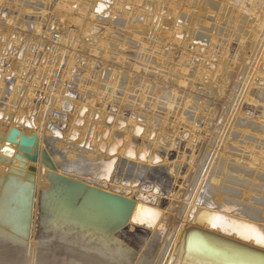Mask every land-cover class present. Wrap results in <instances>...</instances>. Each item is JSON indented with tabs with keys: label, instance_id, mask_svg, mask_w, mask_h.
Wrapping results in <instances>:
<instances>
[{
	"label": "bare ground",
	"instance_id": "1",
	"mask_svg": "<svg viewBox=\"0 0 264 264\" xmlns=\"http://www.w3.org/2000/svg\"><path fill=\"white\" fill-rule=\"evenodd\" d=\"M59 1L11 0V3L7 4L8 0H0V8L9 7L10 12L13 13L9 19L5 18L7 15L3 16L4 12L0 14V56L4 58L6 52L12 51V55L14 52H17L15 65H12L14 59H8L7 64H11L12 67L9 68L10 70L6 75V72L3 73L2 65H0V88H2L0 97L5 94L8 95L6 104L9 106H7L8 108L6 107L7 110L0 111L4 113V117L5 115L10 117L9 121L0 120V155H3L2 153L6 149L7 142L20 144L23 137L29 138L30 141L29 147L23 145L22 149L13 148L12 146L8 147L7 149L12 150L14 154L10 158L8 156L5 157V160L0 162V181L2 175L6 177L0 186V194L2 196V198L0 196V201L6 202L5 207H2L0 212V223L3 225H0V264H80V262L81 264H124L125 262L128 264H264V254L255 251L260 248L259 250L264 252V247H261L258 243L259 236L264 232V169H260V164L257 167L255 166L256 168H253V164L251 163L252 165H250V162L242 161V163H239V159L235 160L236 155L234 156L232 153V149L237 146L229 143L232 136L241 132L252 136L251 139H259L264 144V136H253V134H250V131L253 132V130L264 133V122L261 124L258 123V126H255L257 123L254 126L252 124L251 129L253 130L244 131L243 128L249 126V122H243L245 119L240 117L242 115L240 113V99L244 98V96L247 99L251 97L252 91L249 87L250 85H254L252 83L253 80L250 82V79H248L247 84L242 87L241 93L236 97L235 103H233L232 112L229 115L232 116V119L231 117L228 118L231 121L228 124L229 127L231 126L229 134L226 136L229 127L225 128L218 140V148L214 150L209 147V153H213L212 158L205 171H203L204 176L199 180L200 182L196 187V191H193V188L196 185L198 174L192 179V182L187 186L185 192H183L184 187L181 185L179 190L172 188L167 193V197H164L163 194L156 196L155 199L158 202L149 204L147 200H140L132 195L138 192V190L134 187L132 188L131 185L127 187H123L124 185L121 186L126 174H122L120 186L113 188L107 184L110 183V180L102 182L101 177L96 175L99 166L95 167V162L98 160L109 162L114 158L115 161L117 160L119 162L120 159L125 158L124 162L128 167L127 170L133 172V180H135V177L140 172L146 174L148 170L154 173L158 169L156 164L159 163L158 161L160 159L156 150L151 149L152 151L145 158V161L142 159L147 151L146 140L151 139V137L154 139L155 136H152L153 133L157 134V143L155 144L153 142L156 149L162 141H164V144L171 141V147H174L176 144L175 137H179V135H181V138H178L179 141L186 136H190L192 139L198 138L197 142L199 143L201 135H196L199 128L195 124L199 119L207 120L210 115L208 116L207 114L209 113L206 114L205 112L209 109L206 105V97L199 100L194 96L197 95L200 86L206 90H210L217 84L216 81H213L214 79L208 81L204 78L205 76L210 78L214 75L210 69L212 65H215L212 59L216 58L220 63L223 62L219 66L220 68L228 66H230L228 67L229 70L238 68L237 77L244 75V71L247 70L252 72L253 79L256 76L264 77V72L259 71V68L264 69V40L263 42L258 40L260 38L259 35L263 33L260 29L264 28V0H245L246 2L242 3L239 8L232 0H202L198 8L205 5L217 9V12L213 11L212 13L215 15L212 18L214 28L212 29L209 23L201 28L202 31H207L208 33H212V35L203 33L202 31L198 32L195 29L198 26L196 21L195 23H190V26L193 28L191 27L188 33L185 25H181L178 22L175 23L177 20L175 18L181 14L182 8L180 5L186 4L187 7L191 8L195 6L193 0H125L123 4L121 0H71L67 1V5L73 8L75 13L78 14L77 17L69 21L70 26L64 20L62 28H59L60 32H52L51 29H44L43 24L46 17H48V13L52 10L51 7L53 4ZM113 2L115 5L109 8ZM127 6H132L133 9L130 12L125 11V15L129 17L134 14V17H132L133 20H130V23L126 22L128 24H125L126 26L132 24L131 30L127 31L126 35H131L139 39L146 37L147 41L149 39L161 41L163 40L162 36L166 37L165 46L156 47L158 53H148L147 49H143L138 54L139 57L143 58L145 63L148 62L145 70L137 68L133 72L134 74H132L133 79L139 77L141 80L139 92L142 98H140V101L144 102L149 100L157 106L158 104H166V107H168V117L170 115L177 116L180 112L181 116L177 122L181 123L169 125L163 117L160 118L161 120L158 118L155 119V111L152 112L153 115H146L147 113L145 114L142 111L141 106L138 107V104H134L132 108L136 111V115L135 117H126L128 123L125 127L129 133L125 132L127 138L120 141L118 140L117 134L113 131L121 128L119 132H122L124 129L121 123L122 119L120 118L125 115L124 108L129 105V102L125 99L121 102V105L119 104V111L118 113L116 112V116L114 115L115 119H113L114 125L112 127L107 123L112 114L110 113V116L105 115V117L104 113L105 110L109 111L115 106L112 101L115 95L113 93H115V89L123 87V81H126V76L130 75L126 70L123 68L119 70L120 68H118L117 71L109 72L108 76H110V79L105 89L110 91V86H113V93L106 94L105 90L99 91L104 69L100 72L96 71L94 75L92 74V82H88V76H84L81 78L82 83H78V91L81 97L85 99L88 94H94L93 97L80 102L79 98L78 101H74L75 97L68 94L67 98L65 95L70 91L68 90L69 86L76 83L74 82L76 78L73 75L76 68L82 69L84 67L87 68L88 72L90 71L92 73L95 69L94 66L101 64L107 58V54H104L102 61L98 59L100 54L108 52L109 45L117 46L122 44L120 43V38L118 39L119 42H117L108 36L107 39L110 38L105 43V46H97L96 41L99 40V36L95 34L103 26L109 25L111 27L113 17L117 15L119 10L124 11ZM234 7L239 9L238 14L235 13ZM245 9H248V13H250V18L247 17V20L243 18V11ZM167 11H169L168 14H166ZM52 12H54L55 18L57 19V13L54 10ZM111 12V19L107 22L105 16ZM259 15L262 16L259 18ZM143 16L144 18L147 17L148 21H141L142 24L136 23L134 19L137 18L138 20ZM122 17L124 19V16ZM255 17L259 18L260 23H258V26L252 25L250 20L251 18L254 20ZM5 21L7 24L3 25L2 22ZM12 21H14V24ZM31 25H33L34 29H32ZM162 25H164L163 32L160 29ZM55 26L56 29L58 26ZM70 27L74 28V32L70 31ZM228 27H231V32L227 36L228 38L224 39V36L221 39L218 38L217 36L223 33V31L227 32ZM18 28H20V31L16 32ZM27 30H30V32L27 33ZM56 33L59 35V40L53 43L52 36ZM140 33L143 36H140ZM22 34H24L23 37L21 36ZM106 34L109 35V33ZM173 34L179 38V41L183 40L184 37H188L187 39L189 40H185L182 44H177L181 46V51L170 49L169 53H165L164 48L170 44L175 45L177 42L176 40H173L175 44L170 42V37ZM126 35H120L124 38L123 47H126V43L130 41V38ZM112 36H114V32ZM197 38L199 40L211 38L213 46L204 51V53L211 54L207 58L205 66L197 64L195 67V71L196 69L197 71L194 73L190 72L194 68H185V66L187 65L189 67L193 65V63L189 64L188 61H194L197 58L190 50L189 52L187 51V46H192L189 43L198 40ZM253 38H255V41ZM240 39L241 42H238L236 45L235 60L229 61L228 51L232 46V42ZM218 41L227 42L228 47L224 50V48L218 46V48L216 47L217 53L212 52L215 43H218ZM201 47L194 48V51L200 52ZM44 48L46 51L43 50ZM25 49L27 50L26 53L23 51ZM78 49H80V52H77ZM222 50L226 52L222 53ZM88 51L95 54L97 58L89 56L88 60L90 61L87 62L86 53ZM50 53L54 54L53 66H37L35 77H40L37 80L36 77L32 82L33 84L39 85L42 81H48L46 88H42V90H45V99L42 102L41 111L39 110L38 118L35 122L34 117L29 119L32 117V114L27 118H23V114H29L33 111L37 102L33 101L35 103L34 106L32 104L30 105L31 98L27 100L28 98L25 97L24 107L16 108V100L21 94L20 88H22L21 86L24 83L19 82V85H16L13 91L11 90L12 93H9L5 90L7 84H5V78L15 75L16 77L17 75L21 76L22 72L30 74L29 72L34 68L36 59L42 55V64V60L48 58ZM68 53H70V57H68V77L65 78L63 75L65 79L62 81L66 85L60 87L58 92L51 93L49 91L53 87L52 82H54L55 75L58 73ZM12 55L8 56V58H12ZM154 55L155 60L153 58ZM58 58L61 61L59 64H55ZM153 60L155 63H153ZM152 63L157 64L156 67L152 66L153 68H151ZM171 63L174 66L171 68V71L166 73L167 66ZM118 65H120V62ZM41 68H43V71H41ZM20 69L22 70L20 71ZM149 70L155 72L151 73ZM229 70L228 72L230 73ZM143 71L145 72V76L140 75ZM97 73L98 76L100 75L99 77L96 76ZM191 73L194 74L192 80L188 77ZM229 73L227 74V78L222 79L224 81L222 83L223 87L221 86L220 89L218 88V91L213 93V96L219 97V100L222 97L224 98L227 84L230 85L231 78ZM44 74L45 78H42ZM166 74L170 75V79L162 81ZM221 74L222 72H220ZM147 75L150 77L155 75L157 79H151ZM220 75L215 74V77L222 78ZM114 76L116 80L113 83V79L111 78ZM261 79L264 78H260L258 81L263 82L264 80ZM202 80L203 83L201 82ZM168 81L171 84H168ZM96 82L99 83L97 88L93 86ZM133 84H130L127 92L131 90ZM196 85L198 86L196 87ZM232 85L234 86L235 84L233 83ZM163 92L166 96L162 95ZM72 93L76 94L75 92ZM261 94L258 98H260V102L263 101L264 103V93ZM32 95V98H34L36 93ZM179 95L185 101L182 110L181 101L178 105L176 104V99ZM235 96L234 88L231 87L222 103L221 115L226 111L229 103H231ZM64 100L69 102V106L72 105L74 107V114L69 116L71 119V127L67 133V137L65 138V133H63L61 136L65 140L60 142L59 138L55 137L56 129L51 128L49 131L46 128L51 116L61 107H64ZM114 101L116 103L117 99ZM58 102L61 104L60 106ZM109 103L110 105L107 107ZM219 105V101L214 102L215 108ZM153 107L157 109L156 106ZM60 112L57 113L58 118L61 115ZM18 114L21 116L16 117ZM189 115L191 117L187 118ZM243 115L247 117L245 114ZM212 116L213 114L211 115V119ZM141 119L142 121H140ZM145 119L146 125H142L141 123ZM190 120H193L194 125L189 123ZM219 121L220 117L216 127L220 125ZM53 122H55V119ZM98 123H102L104 126L99 127L100 124ZM158 123L160 125L159 128H157ZM25 124L31 128L26 127ZM41 124H45V127L40 134H37L34 128ZM83 125L85 128L83 130L79 129ZM87 128L88 132L85 137ZM200 130L201 132L207 130V124ZM12 131H17V136L14 140H11ZM214 133L213 131L212 134ZM104 135L106 136L104 137ZM118 135L122 137V133H118ZM72 136H78L79 144H76L77 141L75 142V140L70 139ZM167 137L171 139L168 141L165 140ZM137 138H141L143 142L139 148L134 145L136 143L135 139ZM224 138L226 139L223 140ZM89 140L90 146L86 144ZM92 140H95V142H92ZM53 143H55L54 147L51 146ZM198 143L192 146V165L196 162V156L201 150L197 148ZM241 143L238 141V145ZM68 145L77 147L79 152L75 150L72 154H68L67 151L61 150H68ZM188 145H191V143ZM222 149L224 150L223 153L221 152ZM16 153L24 156L25 161L20 162L16 160ZM250 154L252 153L250 152ZM246 156L248 155L243 154L241 159H245ZM202 161L204 162L205 160ZM118 162L116 166L114 164H107L108 166H105V172L111 173L113 170L116 172L118 170ZM42 167L45 168V171L42 170ZM197 167L201 168L202 166ZM190 168L192 167L190 166ZM181 170V166H175L170 171L171 174H180L179 172ZM212 170L214 172H211ZM188 172H190V169ZM211 173L213 179L210 180L209 176ZM8 174L14 177L20 174L22 175L20 177L24 178V180L33 178L35 185L30 222H26L25 213L23 214L24 217L21 218L19 213L15 212L16 208L11 209L14 204L17 209H23V206H21L23 203L21 197L25 196L27 191L23 184L25 181H16L14 177L10 178ZM128 183L131 184L132 182ZM208 187H211L213 190L212 193L216 194V196L212 195L215 197L214 199L212 197L209 198ZM90 188H95V191L87 197L82 207L75 206V212L77 213H75L76 216L74 218L59 213L56 208L50 205L53 202L52 200H57L61 196V193H64V200L67 206L70 204L77 205L85 197L86 192ZM101 193L121 196L132 201L133 204L129 210V214L128 211H119L116 209ZM241 198L242 200H240ZM178 202L180 205H177ZM38 206H41L46 211L48 209L51 210L56 216L48 213L46 216L48 220H42L39 225L37 223L38 214L41 212L38 211ZM238 206H241L242 209ZM26 207L24 206V209ZM187 207L188 210L184 212ZM175 209H177L176 212H174ZM131 220L132 222H130ZM138 221H143V223ZM26 223L28 224L27 229ZM39 226L43 227V234H41L42 230L38 228ZM117 232L120 233L117 235L121 240L128 241L137 250V257L134 262L130 263V251L128 248H124L120 240H118ZM148 232L150 233L147 239L150 240L152 245L158 246V250L155 252L156 255L152 258L147 254L141 257L140 247L143 246V240ZM212 236L230 238L232 241L242 242V244H246L250 248L246 250L226 245L214 240L211 238ZM76 248L82 250L79 251ZM73 254H77L80 260H78L76 255L74 257Z\"/></svg>",
	"mask_w": 264,
	"mask_h": 264
},
{
	"label": "rangeland",
	"instance_id": "2",
	"mask_svg": "<svg viewBox=\"0 0 264 264\" xmlns=\"http://www.w3.org/2000/svg\"><path fill=\"white\" fill-rule=\"evenodd\" d=\"M15 1V0H14ZM67 1H71V0H60L59 2H55L54 4H53V6L51 7V9L52 10H54L56 13H57V19L55 18V14H54V12H52V10L48 13V17H46V19H45V22H44V24H43V26H44V29H46V30H49V29H51L52 30V32H55V31H57V32H60V29L59 28H62V26H63V22H64V20H66V22H67V24L70 26L71 24H69V21L72 19V18H75V17H77V13H75V11L73 10V8H70L68 5H67ZM223 1V0H222ZM125 2V0H121V3L123 4ZM201 2H202V0H193V3H194V5L195 6H193V7H191V8H189V7H187L186 6V4H182V5H180V7L182 8L181 9V14H180V16H178V17H176L175 19H177L176 21H175V23H180L181 25H185V29L187 30V33H188V30L190 29L191 30V27L192 26H190V23H195V21H196V24L198 25L195 29L198 31V32H200V31H202V26H205V24H207V23H209L210 24V26H211V28L213 29L214 28V22H213V17L215 16V15H213L212 13H213V11L214 12H217V9H214V8H210L209 6H205V5H203L201 8H198V7H200V4H201ZM232 2H235V4L237 5V7L239 8V7H241V4L242 3H244V2H246L245 0H232ZM11 3V0H8V3L7 4H10ZM115 5V3L113 2L112 4H110V6H109V8H111V6H114ZM186 7V8H185ZM235 8L234 7V11H235V13L236 14H238L239 13V9L238 8ZM133 9V7L132 6H127L126 8H125V10L123 11H121V10H119L118 11V13H117V15H115L114 17H113V26L111 25V27L109 26V25H106V26H103L102 28H100V29H98L97 30V33L95 34V35H97V36H99V40H100V42H99V40H97L96 41V45L98 46V45H104L105 46V43L106 42H108V40H109V38L111 37V39H114L115 41H117V42H119V40L121 41L120 43H122V44H120V45H109V49H108V52H106V53H102V54H100V56L98 57V59L100 60V61H102L103 59H104V54H107V62H106V59H105V61H103L101 64H96L95 66H94V70H93V72L91 73L90 71L88 72V70H87V68H82V69H78V68H76L75 70H74V73H73V75L75 76V80H74V82H76V83H74V85H70L69 86V89L68 90H70V91H68L67 93H66V97L68 96V94L70 93V92H75L76 94V96H75V100L74 101H78L79 99V101L81 102H83V100H88V99H90L91 97H93L94 96V94H88L87 96H86V98L84 99L83 97H81V94H80V92L78 91L79 90V87H78V83L80 84V82L82 81V79L81 78H83L84 76H88V78H87V81L88 82H92V80H93V78H92V74L94 75V73H96V71L97 72H100L101 70H104V73H103V75L101 76L102 78H101V83H100V88H99V91H106V94H109V93H113V86H110V91H107L105 88H106V86H107V83H108V80L110 79V76H108V74H109V72H111V71H117L118 70V68H120L119 70H121L122 68L124 69V70H126L127 72H128V74H130V75H128V76H126V81H123V84H122V86L123 87H121V88H117V89H115L114 90V92L115 93H113V94H115L114 95V99H112V101L114 102L113 104H115V106L114 107H112V109H110L109 111L108 110H105V113H104V116L106 115V116H108L110 113L112 114L111 116H113L114 117V119H115V116L117 115L116 114V112L118 113V111H119V106L121 105V102H123V100H125V99H127V102H129V105L126 107V108H124V116L123 117H121L120 119H122V121H121V123H122V126L124 127V129L122 130V132H119V129L121 130V128H118V129H115L113 132H115L116 134H117V136H118V138L120 139V140H124L125 138H127V136H126V134H125V132H128L127 131V128L125 127V126H127V123H128V121L126 120L127 118H130L129 116H131V117H135V115H136V111H134V109L132 108L133 106H134V104H138L137 106L139 107V106H141L140 108L142 109V111L146 114V115H153L152 114V112L153 111H155V114H154V117H155V119H159V120H161L160 118H165L166 120H167V123L169 124V125H171V124H174V125H176L177 123H181V122H177V120L178 119H180V116H181V113L179 112L178 113V115L177 116H174V115H170L169 117H168V107H166V104H158V106L157 105H154V104H152L149 100H146V101H144V102H141L140 101V98H142V96L140 95V92H139V90H140V78L139 77H135L134 79L132 78L133 77V75L132 74H134L133 72H135V70L137 69V68H139V69H142V70H145V68H146V66L148 65V62H146L145 63V61H143V58L142 57H139V55L138 54H140V52H142L143 51V49H147V52L148 53H158V51H157V49H156V47L158 46H165V44H166V37L164 36H162V39L163 40H161V41H156L155 39H149L148 41L146 40V37H143L142 39H139V38H136V37H133V36H131V35H126L127 34V31H130L131 30V28H132V24L131 25H125V24H128V23H130V20H133V18L132 17H134V14H132L131 16H129L128 17V15H125L126 13H125V11H131ZM206 9V10H205ZM210 9V10H209ZM0 14L1 13H3V16L5 15H7L5 18L6 19H9V17H11V15H13V13L12 12H10V10H9V7L7 8V7H1L0 8ZM72 10V11H71ZM212 10V11H211ZM9 11V12H8ZM73 11H74V14H73ZM183 11V12H182ZM209 11V12H208ZM108 12V11H107ZM191 12V13H190ZM197 12V13H196ZM169 13V11H167L166 12V14H168ZM199 13V14H198ZM190 14V15H189ZM207 15V16H206ZM211 15H213V16H211ZM111 16H112V12L111 13H109V15L107 14L106 16H105V18H106V20H107V22H108V20H110L111 19ZM122 16H124V19H123V17ZM250 16V13H248V9H245L244 11H243V18L244 19H248V18H250L249 17ZM262 15H259V18L261 17ZM248 17V18H247ZM257 20H256V19ZM254 18V20L251 18L250 20H251V22H252V25H256V26H258L259 24L258 23H260L259 22V18L258 17H255ZM134 20H136V23H138V24H142L141 23V21H144V20H146V21H148V18L147 17H145L144 18V16L143 17H140L138 20H137V18H135ZM208 20V21H207ZM7 21V20H6ZM2 22V24L3 25H5V24H7V22ZM201 21V22H200ZM126 22H128V23H126ZM12 23L14 24V21H12ZM20 24V23H19ZM30 24V23H29ZM21 25V24H20ZM55 25H57L58 27L55 29ZM125 25V26H124ZM52 26V27H51ZM163 26L164 25H162L161 26V32H163ZM213 26V27H212ZM31 27H32V29H34L33 28V25H31ZM51 27V28H50ZM188 28V29H187ZM193 28V27H192ZM55 29V30H54ZM70 31L71 32H74V28H72V27H70ZM111 29V30H110ZM128 29V30H127ZM228 30H227V32H224L223 31V33H221L220 35H218L217 37L218 38H220L221 39V37H223L224 39H226V38H228L227 36H229V34H230V32H231V27H228L227 28ZM259 29V28H258ZM18 31H16V32H19L20 31V28H18L17 29ZM113 30V31H112ZM184 30V29H183ZM260 31H262L263 33H262V35H259L260 36V38H258V40L261 42H263V40H264V28H262V29H260ZM30 32V30H27V33H29ZM114 32V36H112V33ZM160 32V33H161ZM203 33H207V34H210V35H212V33H208L207 31H202ZM106 33H109V35L108 34H106ZM116 33V34H115ZM118 33V34H117ZM123 35V36H128L130 39V41L129 42H127L126 43V47L124 46L123 47V43H124V41H123V39L124 38H122V36H120V35ZM228 34V35H227ZM101 35H103V36H101ZM105 35V36H104ZM107 35V36H106ZM151 35H152V33H151ZM185 35V34H184ZM214 35V34H213ZM22 37L24 36V34H22L21 35ZM101 36V37H100ZM108 36H110L108 39H107V37ZM131 36V37H130ZM140 36H143V34L142 33H140ZM205 37V36H204ZM262 37V38H261ZM52 38H53V43L55 42H57L58 40H59V35L56 33L55 35H53L52 36ZM74 38H76V37H74ZM120 38V39H119ZM188 38V37H187ZM186 37H184V39L183 40H180L179 41V38L178 37H176L174 34H173V36H171L170 37V42L171 43H174L175 44V42L173 41V40H176L177 42H176V44L175 45H172V44H170L168 47H166V48H164L165 49V53H169L170 52V49H174V50H178V51H181V46H178L179 44H182L183 42H185V40H189V39H187ZM199 38H200V36H199ZM28 39V38H27ZM55 39V40H54ZM119 39V40H118ZM198 39V38H197ZM223 39V40H224ZM255 38H253V40H254ZM165 40V41H164ZM258 40H256V41H258ZM255 41V40H254ZM2 42H4V40H2ZM238 42H241V39L240 40H238V41H233L232 42V46L230 47V50L228 51V59H229V61H232V60H235V51H236V45L238 44ZM178 44V45H177ZM189 44H192V46H190V45H188L187 47H188V52H189V50H190V52L192 53V54H194L195 55V57H197L194 61L193 60H189L188 61V63L190 64V63H193V65H190L189 67H187V65L185 66V68H194V69H190L191 71L190 72H196L197 71V69H196V71H195V67L197 66V64L198 65H203V66H205V64L207 63V58H209L210 56H211V54L210 53H204V51H206L205 49H210L212 46H213V44L211 43V38H205L204 40H196V41H194L193 43H189ZM113 46H115V47H113ZM199 46H202L201 47V51L200 52H196V51H194V48H196V47H199ZM218 46H220V47H222V48H224V50L226 49V47H228V43L227 42H225V41H223V42H221V41H218V43H215V45H214V49L212 50V52H215V53H217V48H218ZM217 47V48H216ZM70 48H72L71 46H70ZM111 49V50H110ZM44 51H46V49L44 48L43 49ZM25 53L27 52V50L25 49V50H23ZM111 51V52H110ZM151 51V52H150ZM77 52H80V49H78L77 50ZM224 52H226V51H223L222 50V53H224ZM12 53V51L11 52H6L5 53V56H4V58H2V56H0V65H2V69H3V73H5V75L9 72V68H11L12 67V65L14 64L15 65V57H16V53L17 52H14V54L12 55L11 54ZM8 54V55H7ZM12 55V58H8V56H11ZM86 56H87V62H89L90 60H88V57L89 56H92V57H96V55L95 54H92L90 51H88L87 53H86ZM177 56H178V54H177ZM177 56H175L176 58H177ZM206 56V57H205ZM53 57H54V54L53 53H50V55H49V57L48 58H45L44 60H42V64H41V59H42V55L39 57V58H37L36 59V61L34 62L35 63V65H34V68H32V70H31V72H29L30 74H28V73H26V72H22V75L21 76H18L17 75V77H16V75L15 76H11V77H6L5 78V84H6V87H5V90L7 91V92H9V93H12L11 92V90L13 91V89H14V87L16 86V85H19V82L20 83H24V85L23 86H21L22 88H20V90H21V96L19 95V97H18V99L16 100V108H18V107H20L21 108V106H23L24 105V103H25V101H24V99H25V97L26 98H28L27 100H29V98H31L30 99V105L32 104L33 106H34V102H37L36 104H35V109L33 110V111H31L29 114H23V118H27L28 116H30L31 114H32V117L31 118H29V119H32L33 117H34V119H35V122L37 121V116H38V113H39V110L41 109V107H42V102H43V100L45 99V90H42V88H46V86L48 85V81H46V82H43L42 81V83L41 84H33L32 82L35 80V78H36V80L37 79H39V77L38 76H36L35 77V73H36V67L38 66V67H40V65H48V67H51V66H53V62H54V60H53ZM68 57H70V53H68V56L66 57V59L64 60V62H62V64H61V66H60V69H59V71H58V73H56V75H55V79H54V82H52L53 84H52V86L53 87H51L50 88V91L49 92H51V93H53V92H58V89L60 88V87H63V86H65L66 84H65V82H62L65 78H67L68 77V72H67V70H68V61H69V58ZM215 57V56H214ZM242 57V56H241ZM245 57V56H244ZM60 58V57H59ZM58 58V60H56V62H55V64H59L60 63V61H61V59H59ZM97 58V57H96ZM153 58H154V60H155V55L153 56ZM204 58V59H203ZM6 59V60H5ZM8 59H14L12 62V65L11 64H7V62H8ZM20 59V58H19ZM25 59V58H24ZM34 59H35V57H34ZM33 59V60H34ZM142 59V60H141ZM122 60V61H121ZM153 60V61H154ZM4 61V62H3ZM217 61V62H216ZM120 62V65H118V63ZM212 62L215 64V65H212L211 66V70H212V72L214 73V75H212L210 78H208L207 76H205L204 78L206 79V80H208V81H211V80H213V81H216L217 82V84L216 85H214L213 86V88L212 89H204L202 86H200L199 87V90L197 91V95H195L194 97L195 98H197V99H201V98H205L206 97V100H207V106H208V110L207 111H205L206 112V114L207 113H209V114H207L208 116L210 115V117H208V119L207 120H198L197 121V123L195 124L196 125V127L197 128H199V130H197V133H196V135L197 136H199V135H201V139H200V141H199V143L197 142L198 141V138H194V139H192V137H190V136H186V137H184L183 139H180L181 141H179L178 140V138H181L180 136L181 135H179V137H175V139H176V144L174 145V147H171V145H172V142L170 141L169 143H165L164 144V141H162L161 143H159V145L160 146H158L157 147V149H156V147H155V145H154V143L156 144L157 143V141H156V137H157V134L156 133H153L152 134V136L154 135L155 137H154V139H152V137H151V139H147L146 141H147V147H149V152L148 153H150L152 150H156V152H157V155L160 157L159 159H160V161H158L159 163L158 164H156V166H158V169H156V172H151V171H146L147 173L145 174H143L142 175V178H143V182H147L148 180H150V181H152L153 182V184H160L161 185V188H162V190H163V196L164 197H167V193L168 192H170L171 191V189L172 188H175V189H177V190H179L180 189V187H181V185H183V187H184V191L183 192H185V189L187 188V186L188 185H190V183L192 182V179L193 178H195L196 176H197V174H198V176H197V181H196V185H195V187L193 188L194 190L193 191H196V187H197V185L199 184V180L200 179H202V177L204 176V172L203 171H205V169L207 168V166H208V164H209V162H210V160H211V158H212V152H210L209 153V147L211 148V149H217L218 148V140H219V138H220V136L223 134V131H224V129L225 128H228L229 126H228V124L229 123H231V121H229L228 120V118L229 117H231V119H232V116H229L230 114H231V112H232V108H233V103H235V100H236V97L241 93L240 91L242 90V87L244 86V85H246L247 84V81H248V79H250L249 81L251 82L252 80V83L254 84V85H250V87H249V89L252 91V95H251V97H249V99H247V98H245V96H244V98H242V99H240V113L242 114L240 117H243L242 119H245V121H243V122H249V126H245L244 128H243V130L244 131H247V130H253V129H251V126H252V124H253V126L255 125V123H257V125H255V126H258L259 124H261L262 122H264V103H263V101L262 102H260V98H258V97H260V94L261 93H264V81L262 82H259L258 80L260 79V78H264V77H258V76H256L254 79L252 78V72L250 71H244V75H240L239 77H237V75H238V71H239V69L238 68H235V69H231V70H229L228 69V67H230V66H228V67H222V68H220L219 66H221V64L223 63V62H219L218 61V59H216V58H213L212 59ZM104 63H106V64H104ZM153 63H155V61L153 62ZM152 63V64H153ZM263 63H264V60H263ZM125 66H123V65ZM172 64V63H171ZM169 65V66H167V72L166 73H168V71H171V68L174 66V64H172V65ZM217 64V65H216ZM157 65V64H156ZM156 65L155 64H153V65H151V68H153V67H156ZM185 65V64H184ZM153 66V67H152ZM107 67H109V68H107ZM219 67V68H218ZM232 67V66H231ZM214 69H215V71H214ZM22 69H20V71H21ZM107 70V71H106ZM129 70V71H128ZM222 70H226L227 72H228V70L230 71V78H231V81L229 82L230 83V85L229 84H227V90L225 91V95H224V98L226 97V95H227V92H228V90H230L231 89V87H233L234 88V92H235V94H236V96H235V98L234 99H232V101H231V103H229V105H228V107H227V109H226V111L221 115V111H222V103L224 102V98L222 97V99H220L219 100V97H216V96H213V93L215 92V91H218L219 89H220V87L222 86L223 87V85H222V83H224V81H222V79L224 80L225 78H227V72L225 71H222ZM41 71H43V68H41ZM131 71V72H130ZM232 71V72H231ZM259 71H263L264 72V69L263 68H259ZM44 72H46L45 70H44ZM149 72H153L152 70H149ZM155 72V71H154ZM153 72V73H154ZM219 72V73H218ZM220 72H222V74L220 75ZM112 73V72H111ZM215 74H218V76L220 75L222 78H218L217 76L215 77ZM12 75H14V74H12ZM63 75H64V77L65 78H63ZM141 76H145V72L143 71V73L141 72V74H140ZM194 74L193 73H191V74H189L188 75V77H190V80H192L193 79V76ZM90 76H91V78H90ZM97 77H99L98 76V73H97V75H96ZM108 76V77H107ZM130 76V77H129ZM148 76V75H147ZM155 75H152L151 77L150 76H148L149 78H151V79H157V77L155 76ZM247 76H248V78H247ZM14 77V78H13ZM42 78H45V74L43 75V77ZM111 79H113V83L115 82V80H116V77L114 76V77H112ZM128 79V80H127ZM170 79V75H168V74H166L165 75V77H164V79H162V81H165V80H169ZM246 79V80H245ZM0 80H1V78H0ZM237 80V81H236ZM261 80H264V79H261ZM133 81V82H132ZM161 81V82H162ZM97 82H98V80H97ZM94 83L93 84V86L94 87H96L97 88V86H98V84L99 83ZM202 83H203V80L201 81ZM207 82V81H206ZM235 82H238V83H235ZM82 83V82H81ZM112 83V84H113ZM134 83V84H133ZM168 84H171L170 83V81H168L167 82ZM235 84L234 86L232 85V84ZM26 84V85H25ZM49 84H51V82H49ZM130 84H133L132 86H131V90L129 91V92H127V88L130 86ZM251 84V83H250ZM259 84V85H258ZM229 85V86H228ZM248 85H249V83H248ZM198 85H196V87H197ZM102 87V88H101ZM163 88H165L164 86H162ZM178 87V86H177ZM236 87V88H235ZM180 88V87H179ZM219 88V89H218ZM161 89V88H160ZM189 89V88H188ZM0 93L2 92V88H0ZM24 90V91H23ZM61 90V89H60ZM162 90V89H161ZM247 90V89H246ZM188 92H190V91H188ZM261 92V93H260ZM34 93H36V96L34 97V98H32L33 97V95L32 94H34ZM164 93V92H163ZM162 93V95H165V93L163 94ZM171 93V92H170ZM29 95V97H27ZM262 95V94H261ZM8 95H3V96H1L0 98H1V100H0V104H2V105H4L5 106V110H7V108L9 107L8 106V104H6L7 103V100L6 99H8V97H7ZM166 96V95H165ZM257 96V97H256ZM178 97V98H177ZM176 98V104L178 105L179 104V102L181 103V110L183 109V105H184V103H185V101H184V99H182L181 98V95H179V96H177ZM68 98V97H67ZM79 98V99H78ZM115 99H117V101H116V103H115ZM5 100V101H4ZM202 100V99H201ZM4 101V102H3ZM21 101H22V103H21ZM34 101V102H33ZM65 101V100H64ZM216 101H219V103H220V105L218 106V107H214V102H216ZM234 101V102H233ZM9 102V101H8ZM33 102V103H32ZM3 103H5V104H3ZM59 103V102H58ZM21 104V105H20ZM120 104V105H119ZM25 105H27V104H25ZM61 104L59 103V106H60ZM109 105H110V103L109 104H107V107H109ZM152 105V106H151ZM8 106V107H7ZM72 106V105H71ZM153 106H156L157 107V109H154V107ZM160 106V107H159ZM168 106V105H167ZM7 107V108H6ZM24 107V106H23ZM178 107V106H177ZM70 108H72V110L71 111H67V110H65L63 107H61L59 110H57L56 112H55V114H53L52 116H51V119H49V121L47 122L48 124H47V128H46V130H49L50 131V129L51 128H54V129H58V127H53V126H56V125H59L60 123L62 124V123H64V124H66L67 125V127L65 128V129H63V131H62V133H61V135L63 134V133H65V138L67 137V133L70 131V127H71V119L69 118V116H71V115H73L74 114V107L72 106V107H70ZM76 108H78V107H76ZM96 108H99V107H96ZM117 108V109H116ZM62 109H64V110H62ZM231 109V110H230ZM214 110H216V111H214ZM41 111V110H40ZM61 111V112H60ZM112 111V112H111ZM58 112H60V116H59V118L57 117L58 115H57V113ZM211 112H213V113H211ZM10 113V112H9ZM114 113V114H113ZM129 113V114H128ZM11 114V113H10ZM213 114V116H212V119H211V115ZM243 114H245L247 117H245ZM98 115V114H97ZM115 115V116H114ZM21 115L20 114H18L16 117H20ZM65 116H67V117H65ZM94 116V115H93ZM105 116V117H106ZM110 116V115H109ZM121 116V115H120ZM61 117H64V118H61ZM127 117V118H126ZM168 117V118H167ZM189 117H191L190 115L187 117V118H189ZM219 117H220V121H219V123H220V125L218 126V127H216L217 125V122H218V120H219ZM42 119H43V117H42ZM54 119H55V122H53L54 121ZM154 119V121H156ZM44 120H46V119H44ZM56 120H58V121H56ZM125 120V121H124ZM158 120V121H159ZM212 120V121H211ZM89 121L91 122V120L89 119ZM140 121H142V119L140 120ZM53 122V123H52ZM93 122V121H92ZM145 122V123H144ZM208 122V123H207ZM246 122V123H247ZM190 124H192V125H194V122H193V120H190V122H189ZM259 123V124H258ZM98 124H100V126L99 127H103L104 125L102 124V123H98ZM142 125H146V119L143 121V123H141ZM207 124V130H205V131H202L201 132V130L200 129H203L204 128V126ZM114 125V123L112 122L111 123V125H109L110 127H112ZM231 125V124H230ZM159 123H158V125H157V128H159ZM45 127V124L43 125V124H41V125H37V127H35L34 129H35V132H37V134H40L41 133V131H42V129ZM215 127H216V129H215ZM223 127V128H222ZM246 127H248V128H246ZM85 127H84V125L83 126H81V127H79V129H81V130H83ZM145 128V127H144ZM183 128V127H182ZM125 129H126V131H125ZM156 129V128H155ZM230 129H231V126L229 127V129H227V132H226V136L229 134V131H230ZM145 131V130H144ZM215 132L214 134H212V132ZM54 132V131H53ZM87 132H88V128L86 129V131H85V137L87 136ZM183 132V131H182ZM112 133V132H111ZM118 133H122V137H119V135H118ZM129 133V132H128ZM109 134H110V132H109ZM144 134V133H143ZM142 134V135H143ZM250 134H253V136H257V135H259V136H264V133L262 132L261 133V131H259V132H256L255 130H253V132L252 131H250ZM126 137H125V136ZM166 135V134H165ZM190 135V134H189ZM225 137V136H224ZM250 137V138H249ZM65 138H59V140H60V142H62V140H65ZM72 138H76V137H74V136H72L70 139H72ZM191 138V139H190ZM252 138V136H250V135H246V134H244V133H239V134H236V135H234V136H232L231 138H230V141H229V143H231V144H234V145H236L237 147H235V148H233L232 146H231V148H233L232 150H233V154H234V156L236 155V158H235V160H237V159H239V163H242V161H246V162H250V165H252V167L253 168H256L257 167V165H259V167H260V169H264V144L262 143V141H259V139H251ZM171 138H165V140H170ZM226 138H224L223 140H225ZM249 139H251V140H249ZM58 140V141H59ZM79 139H78V136H77V139L75 140V142L77 141V143L76 144H79L78 142H80V141H78ZM136 141V146H137V148H139V146L141 145V143H143L142 141H141V138H137V139H135ZM74 141V140H73ZM152 141V142H151ZM238 141L239 142H242L241 144H239L238 145ZM258 141V142H257ZM92 142H95V140H92ZM154 142V143H153ZM64 143V142H63ZM88 144H89V146H90V140H89V142H87ZM191 143V145H188V144H190ZM196 143H198V146H197V148H198V150L199 149H201L200 150V152L197 154V156H196V162L194 163V165H192L193 164V162H192V157H193V153H192V146L193 145H195ZM258 143V144H257ZM262 143V144H261ZM65 144V143H64ZM222 144H224V145H226L225 143H222ZM54 145H55V143H53L51 146H53L54 147ZM153 145V146H152ZM72 146V147H71ZM68 145V147L67 148H69L68 150L67 149H61V148H59V149H61V150H64V151H67L68 152V154H72L75 150L76 151H78L79 152V150H77V147H75V146H73V145ZM52 147V148H53ZM71 149V150H70ZM152 149V150H151ZM159 149V150H158ZM166 149H168V150H166ZM245 149V151H243V150ZM197 150V151H198ZM251 150V151H250ZM202 151V152H201ZM222 153L224 152V150L222 149V151H221ZM230 152V151H229ZM250 152L252 153V154H250ZM208 153V154H207ZM231 153V152H230ZM248 155V156H246V160L244 159H241L242 157V155ZM206 157V158H205ZM203 158H205V159H203ZM216 158H218V157H216ZM114 158H112L111 160H110V162L113 160ZM158 159V160H159ZM65 160V159H64ZM63 160V161H64ZM124 160H125V158H122V159H120V161L118 162V170H117V172H116V176L118 175V173L119 172H121V177H122V174H126V177L128 176L127 174H129V180L130 181H133V177H134V174H133V172L131 171V170H127L128 169V167H127V165L125 164V162H124ZM202 160H205L204 162L202 161ZM241 160V161H240ZM203 162V163H202ZM252 163V164H251ZM110 165V164H109ZM154 165V164H153ZM106 166H108V165H106ZM177 167V166H181V171L179 172L180 174H176V173H172L171 174V169L173 168V167ZM190 166L192 167V168H190ZM197 166H202L201 168H198ZM256 166V167H255ZM198 168V169H197ZM189 169H190V172H188L189 171ZM129 171V172H128ZM176 171V170H175ZM127 172V173H126ZM174 172V171H173ZM211 172H214V170H212ZM133 174V175H132ZM137 177H139V173H138V176H136L135 178H137ZM187 177V179L185 180V178ZM210 180L211 179H213V177H212V173L210 174ZM207 180H208V178H207ZM140 185V184H139ZM209 189H207L208 191H209V198L210 197H212L213 199L215 198V197H213V196H216V194L215 193H212L213 192V190H212V188L211 187H208ZM210 190H212V191H210ZM136 192V191H135ZM212 193V194H211ZM171 195H173V193H171ZM213 195V196H212ZM162 196V197H163ZM241 196V195H240ZM161 200H162V198H161ZM240 200H242V198L240 199ZM50 205H52V203L50 204ZM177 205H180V203L178 202L177 203ZM240 209H242V207L241 206H238ZM36 208H37V206H36ZM38 211H40L41 213L40 214H42L43 215V209L41 208V206H38ZM176 208V207H175ZM186 210H188V207L185 209V211L184 212H186ZM177 211V209H175L174 210V212H176ZM173 212V213H174ZM183 216H184V214H183ZM130 222H132V220L130 221ZM129 222V223H130ZM128 223V224H129ZM38 228H41L40 230H42L41 231V234H43L44 233V229H42L43 227H41V226H39ZM119 232H117L116 233V235L118 234ZM149 233L150 232H148L147 233V235H146V237H145V239L143 240V246H141L140 247V249H141V257L142 256H145L146 254L149 256V257H154L155 255H156V253L155 252H157V250H158V246H154V244L152 245L151 243H150V240H148L147 238H148V236H149ZM120 234V233H119ZM118 234V235H119ZM117 235V238H118V240H120V242L122 243V245H123V247L124 248H128L129 249V251H130V256H129V258H130V263L131 262H134L135 261V259H136V255H137V250H135V247L132 245V244H130L128 241H126V240H121L120 239V237ZM150 239H151V237H150ZM147 241V242H146ZM57 244V243H56ZM55 244V245H56ZM77 249V248H76ZM77 250H79V248L77 249ZM82 250V249H81ZM81 250H79V251H81ZM140 253V252H139ZM74 255V257H75V255H76V257L78 258V260H80V258L78 257V255L77 254H73ZM47 258H49V256H47ZM127 262H125L124 264H126ZM80 264H81V262H80ZM128 264V263H127Z\"/></svg>",
	"mask_w": 264,
	"mask_h": 264
},
{
	"label": "water",
	"instance_id": "3",
	"mask_svg": "<svg viewBox=\"0 0 264 264\" xmlns=\"http://www.w3.org/2000/svg\"><path fill=\"white\" fill-rule=\"evenodd\" d=\"M9 119H10V117H9ZM16 136H17V131H12V133H11V140H14ZM29 144H30L29 138H26V137H23L22 138V141H21L20 144L7 142L6 143V149L2 153L3 155L2 156L0 155V162H3L5 160V157L8 156L10 158V156L12 154H14V152L12 150L7 149L8 147L12 146L13 148H20V149H22L23 145L24 146H28ZM15 159L18 160V161H20V162H24L25 161L24 160L25 157L24 156H21L20 153H16V158ZM86 166H89V165H86ZM42 170L45 171V168L42 167ZM8 175H9L10 178H13L14 177L11 174H8ZM20 176H22V175L19 174V176H15L14 179L16 181H19V182L20 181H23L24 178H22ZM5 178L6 177L2 175L1 181H0V186L3 184L2 182L5 181ZM30 180H32V181L30 182ZM24 181L25 182H23V184L25 185V188H26L27 191H26L25 196H22L21 197V200L23 202L21 206H23V209H17V207L15 206V204H14V206L12 208L11 207L10 208L12 210L16 208L15 212L16 213H19V215H20L21 218L24 217L23 214L25 213L26 214V219H25L26 222H30V220H31L32 204H33V196H34V185L35 184L33 183V178L32 179H26ZM94 189L95 188H90L86 192L85 197L77 205L76 204H74V205H71L70 204L69 206H67L65 204L64 195H63L64 193H61V196L57 200H52L53 201L52 202V206L54 208H56L57 211H59V213H61L63 215H68V216H71V217L74 218L76 216L75 213H77V212H75V208L76 207H80V206L82 207V204L84 203L85 200H87V197L93 191H95ZM97 191H99V190L97 189ZM103 193H101L102 196H104L109 202H111L116 209H118L119 211H126V212L128 211V214H129V210H130V208H131V206L133 204L132 201H129L128 199L123 198L121 196L112 195V194H108V193L103 194ZM0 196H1V194H0ZM1 198H2V196H1ZM70 202L73 203L72 201H70ZM5 205H6V202L5 201L4 202H1L0 201V212H1L2 207H5ZM24 206H27L26 209H24ZM22 211H24V212H22ZM48 213L51 214L52 216L55 215L49 209H48V211H46L45 209H43V215L42 214H38V221H37V223L39 225L42 222V220H45V221L48 220L47 217H46ZM56 219H59V218H56ZM0 225L3 226L1 223H0ZM27 226H28V224L26 223V229L28 228ZM211 238H213L214 240L219 241V242H221L223 244L230 245V246H233V247H237V248H241V249H246V250L250 248V247L246 246V244H242V242H239V241L236 242L235 240L232 241V239H230V238H224L222 236H218V237L212 236ZM259 249L255 250V251L264 254V252H261V250H259Z\"/></svg>",
	"mask_w": 264,
	"mask_h": 264
},
{
	"label": "snow or ice",
	"instance_id": "4",
	"mask_svg": "<svg viewBox=\"0 0 264 264\" xmlns=\"http://www.w3.org/2000/svg\"><path fill=\"white\" fill-rule=\"evenodd\" d=\"M158 215V214H154ZM140 223H143V221H138ZM258 243L260 244L261 247H264V232L261 233V235L258 238Z\"/></svg>",
	"mask_w": 264,
	"mask_h": 264
}]
</instances>
